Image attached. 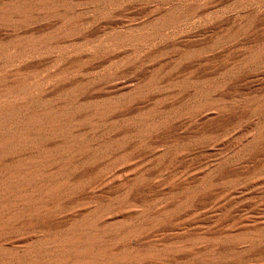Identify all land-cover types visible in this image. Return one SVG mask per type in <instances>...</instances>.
Returning a JSON list of instances; mask_svg holds the SVG:
<instances>
[{
  "label": "rangeland",
  "instance_id": "374dc122",
  "mask_svg": "<svg viewBox=\"0 0 264 264\" xmlns=\"http://www.w3.org/2000/svg\"><path fill=\"white\" fill-rule=\"evenodd\" d=\"M0 17V108L75 113L80 172L143 181L100 203L131 199L145 227L173 211L141 249L209 240L145 264H264V244L211 242L264 230V0H0Z\"/></svg>",
  "mask_w": 264,
  "mask_h": 264
},
{
  "label": "bare ground",
  "instance_id": "6f19581e",
  "mask_svg": "<svg viewBox=\"0 0 264 264\" xmlns=\"http://www.w3.org/2000/svg\"><path fill=\"white\" fill-rule=\"evenodd\" d=\"M36 104L29 101L0 108V264H145L183 248L195 251L198 245L209 244L198 237L161 250L141 249L146 241L143 230L173 211L163 208L145 227L142 221L149 210L131 199L109 198L102 205L99 192L116 188L137 196L143 181L133 180L127 187L125 175L80 172L72 158L82 150L81 122L73 112L35 111ZM245 224L211 242L231 240L242 249L263 245L264 230Z\"/></svg>",
  "mask_w": 264,
  "mask_h": 264
}]
</instances>
